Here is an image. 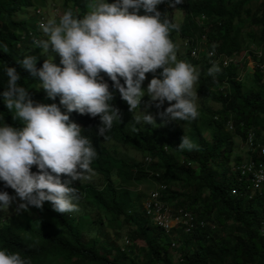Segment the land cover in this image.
<instances>
[{"label":"trees","instance_id":"1","mask_svg":"<svg viewBox=\"0 0 264 264\" xmlns=\"http://www.w3.org/2000/svg\"><path fill=\"white\" fill-rule=\"evenodd\" d=\"M47 2L0 0V92L6 83L3 69L12 66L21 77L18 83L28 89L35 102L43 104L50 99L17 62L28 53L37 58L39 68L47 59L40 49L32 48L34 38H43L38 29L40 17L33 18V22L22 18L31 7L45 8ZM56 2L63 12L71 10L78 17L89 10V0ZM179 7L188 11L182 34L189 33L190 28L198 35L207 34L210 48L219 54L235 58L253 45L264 46V0H190ZM167 9L160 7L162 18ZM203 15L207 20L202 26L191 18ZM182 56L194 69L199 64L189 51ZM57 61L54 58L53 62ZM211 65L207 59L202 60L196 83L204 98L219 107L206 108L205 115L184 122L189 131L185 135L195 145L192 151L176 149L184 135L177 132L180 130L168 138L154 128L140 130L122 108L123 100L116 92L111 103L120 120L114 121L107 139L95 134L99 117L83 114V134L97 152L90 166L98 182L88 180L75 187L79 199L73 212L56 213L45 202L41 208L30 206L27 211H15L5 223L0 221V248L20 253L28 264H264V189L252 195L247 189L249 183L233 177L236 173L231 166L241 160L235 155V138L246 141L253 132L255 142L264 144V70L250 69L252 74L241 80L236 65H217L220 71L213 79L206 74ZM103 81L112 91V81ZM54 101L59 102V97ZM0 117L11 126L20 125L2 102ZM230 123L232 130L228 128ZM129 150L138 152L141 158H151L152 163L147 165L131 157ZM250 154L255 162L264 163V154ZM31 170L37 171L35 165ZM66 179L70 178L61 174L62 182ZM140 185H144L143 193L130 190ZM154 185H166V202L192 212L208 226L189 235L167 236L142 211L147 186ZM233 189L238 191L235 196ZM110 230H115L114 240ZM121 230L133 242L130 253L121 252L118 246ZM139 241L145 247H139ZM174 241L179 244L175 248Z\"/></svg>","mask_w":264,"mask_h":264},{"label":"clouds","instance_id":"2","mask_svg":"<svg viewBox=\"0 0 264 264\" xmlns=\"http://www.w3.org/2000/svg\"><path fill=\"white\" fill-rule=\"evenodd\" d=\"M189 1L89 0V10L82 16L65 10L57 18L47 20L42 7L30 8L40 17L38 29L43 35V38L32 40V48L40 49V54L46 55L47 59L37 68V58L27 53L17 63L38 82L37 89H43L50 100L46 104L35 102L28 89L18 83L21 77L15 67L3 69L6 83L0 92V102L20 125L11 126L0 117L1 222L5 223L15 211H27L30 206L41 208L45 202H49L56 213L76 210L75 201L79 196L75 187L86 183L93 174L90 165L97 156L92 142L83 134V114L99 117L95 134L107 139L106 134L114 121L120 120L118 110L111 103L116 92L123 100L122 108L128 111L140 130L154 128L167 138L180 130L177 132L184 135L176 149L192 151L195 145L185 135L189 131L184 122L205 115L206 108H214L196 83L202 60L207 59L208 64H212L206 74L213 79L220 71L217 65H236L244 74L241 80L252 74L250 69L264 70V46L253 45L241 56L228 58L210 48L207 34L198 35L190 28V32L183 35L181 29L188 22V11L179 6ZM166 6L168 9L162 18L159 9ZM27 14H30L29 10ZM27 14L26 19H29ZM191 18L199 26L207 20L205 15ZM188 51L199 63L195 69L182 60V54ZM54 58L57 63L53 62ZM103 78L112 81V91ZM224 89L220 88L221 91ZM56 97L59 102L54 101ZM169 128L172 132H168ZM228 128L233 129L232 123ZM255 139L253 132L248 134L246 141L239 136L235 138V155L241 160L231 165L236 173L233 177L249 183L247 189L252 195L264 189V186L261 190L256 189L254 176L244 173L243 168L252 165L256 170L259 165L264 166L263 162H255L250 154H264V144H257ZM239 140L246 147V160L236 154ZM164 150L169 151L168 147ZM131 152L136 155L132 156ZM129 155L144 160L147 165L152 163L151 158H141L136 151L129 150ZM34 165L35 172L31 170ZM61 174L70 179L62 182ZM147 188V195L142 199L144 217L165 230L167 236L173 237V233L189 235L194 227L202 230L208 226L192 212L166 202V185ZM130 190L143 193L144 185ZM237 192L233 189L232 195ZM7 211L10 215H6ZM120 232L119 248L121 252L130 253L133 242L126 231ZM178 245L173 242V248ZM138 246L145 247V244L139 241ZM0 264H28V261L18 252L0 248Z\"/></svg>","mask_w":264,"mask_h":264},{"label":"rangeland","instance_id":"3","mask_svg":"<svg viewBox=\"0 0 264 264\" xmlns=\"http://www.w3.org/2000/svg\"><path fill=\"white\" fill-rule=\"evenodd\" d=\"M41 11L43 12L42 14L46 17V20L48 18H57L58 15L62 14L63 13V9L61 8V6L59 5L58 2H56V0H48L47 2V7L45 8H41ZM29 12L30 14L28 15V18L29 20L32 22L33 21V18L38 15V13L32 8V9H29ZM42 14H39V15H42ZM22 18L26 19V15L23 14L22 15ZM255 30L257 29L256 27L254 28ZM58 56V55H57ZM59 57V56H58ZM252 65V64H251ZM243 73L242 72H239V78L242 79L243 78ZM246 83H248V86H250V80H248ZM207 105V103L205 102V105L204 107ZM211 105L214 107V108H217L216 104H213L211 103ZM246 147L244 146V144L239 140L238 141V144H237V147H236V154H241L242 156V159L243 160H246L247 159V150L245 149ZM131 155L132 156H135L136 153L135 152H131ZM98 176H96L94 173L89 175V178L86 179V180H92L94 182H98ZM148 189V188H147ZM149 190V189H148ZM9 208H13V206H10ZM6 215H10V212L7 211L6 212ZM109 234H110V238H112L114 240V238H116L115 236V230H110L108 231ZM118 242V246L121 245V241L120 239L117 240ZM174 255V259H177L175 254L172 252V256Z\"/></svg>","mask_w":264,"mask_h":264},{"label":"built area","instance_id":"4","mask_svg":"<svg viewBox=\"0 0 264 264\" xmlns=\"http://www.w3.org/2000/svg\"><path fill=\"white\" fill-rule=\"evenodd\" d=\"M260 167L256 170H254V167L252 165L245 166L244 173H250L254 176L253 182L254 187L258 190H261L264 186V166L261 164ZM235 192V191H233Z\"/></svg>","mask_w":264,"mask_h":264},{"label":"bare ground","instance_id":"5","mask_svg":"<svg viewBox=\"0 0 264 264\" xmlns=\"http://www.w3.org/2000/svg\"><path fill=\"white\" fill-rule=\"evenodd\" d=\"M261 53H262V52H261ZM254 54L257 55V54H259V52H254ZM238 56H240V55H238ZM262 56H264V51H263V53H262ZM161 225L164 226V223L162 222ZM201 227H205V225H202ZM195 229H197V227H194V228L192 229V232H193ZM175 235H177V234H175Z\"/></svg>","mask_w":264,"mask_h":264}]
</instances>
